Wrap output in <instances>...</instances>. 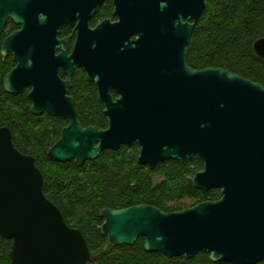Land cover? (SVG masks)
Masks as SVG:
<instances>
[{"label":"water","instance_id":"water-1","mask_svg":"<svg viewBox=\"0 0 264 264\" xmlns=\"http://www.w3.org/2000/svg\"><path fill=\"white\" fill-rule=\"evenodd\" d=\"M102 1L0 0V36L9 20L19 26L1 44L15 63L4 89L16 95L27 88L32 114L67 120L47 151L58 162L83 164L131 143L139 146L137 161L151 169L169 159L202 161L192 184L219 189L218 199L172 212L147 204L103 208L100 230L110 244L143 237L147 252L167 257L205 252L216 262L264 260V87L221 67L188 66L205 0H112L119 22L90 30L87 19ZM64 25L77 30L70 55L63 48L69 39L58 38ZM253 49L264 58V37ZM74 66L95 82L105 128L78 121L68 94ZM42 185L33 156L18 151L10 129L0 126V236L12 241L10 264H84L86 239L65 223Z\"/></svg>","mask_w":264,"mask_h":264},{"label":"trees","instance_id":"trees-1","mask_svg":"<svg viewBox=\"0 0 264 264\" xmlns=\"http://www.w3.org/2000/svg\"><path fill=\"white\" fill-rule=\"evenodd\" d=\"M17 28L11 20L7 22L0 36V50L3 38ZM260 37H264V0H205L187 46V64L192 69L221 67L264 87V58L253 49ZM14 64L10 54L3 56L0 51V126L10 129L18 151L33 156L43 176L44 196L60 210L67 225L83 234L90 249L84 264H233L211 261L205 252L192 258L147 252L143 237L132 245L110 244L100 230L103 219L99 213L103 208L147 204L172 212L216 200L220 190L204 191L193 186L192 177L203 166L198 157L186 163L169 159L151 169L137 161L136 143L105 149L83 164L52 159L47 151L60 137L67 120L46 112L32 114L27 88L16 95L4 89L3 78ZM69 93L76 100L82 126H106L95 90L78 71ZM186 200L192 203L185 205ZM11 243L0 236V264H10ZM106 244L109 248L102 250ZM256 264H264V260Z\"/></svg>","mask_w":264,"mask_h":264},{"label":"flooded vegetation","instance_id":"flooded-vegetation-1","mask_svg":"<svg viewBox=\"0 0 264 264\" xmlns=\"http://www.w3.org/2000/svg\"><path fill=\"white\" fill-rule=\"evenodd\" d=\"M119 20H120L119 16L115 12V6H114L112 0H103L101 2L100 6L98 7V9L87 19V26L90 30H94L100 24H106V25H104V27H109V26H111V24H116L117 22H119ZM58 38H60V39L68 38L69 39L68 44H63V48L67 49V55H70L73 51V46H74V43L77 39V30L75 29V27L70 26V25L62 26V28L60 29V32L58 34ZM137 38H138L137 34H132L129 36V41H130L131 45L134 43V41L137 40ZM133 46H134V44H133ZM58 52H59V50H56V53H58ZM140 53L143 54L142 46L140 48ZM77 71L82 76V78L85 79L91 85V87L95 90V93L97 95V99L100 101L95 82L88 79L86 71L81 66H74V68H73L72 74L70 76V87L68 90V94L70 95L69 91H70L71 87L73 86V78H74L75 73ZM57 72H58L59 77L62 80H65L67 78V75H66L64 68L62 66H59L57 68ZM110 94L112 95V97L114 99L118 96L112 89H110ZM70 96L75 100V98L72 95H70ZM101 104H102V114H103L104 106H103L102 102H101ZM75 107H76V100H75ZM76 112H77V110H76ZM77 118H78V116H77ZM106 125H107V119H106ZM105 127H102V128H105Z\"/></svg>","mask_w":264,"mask_h":264},{"label":"rangeland","instance_id":"rangeland-1","mask_svg":"<svg viewBox=\"0 0 264 264\" xmlns=\"http://www.w3.org/2000/svg\"><path fill=\"white\" fill-rule=\"evenodd\" d=\"M184 203H185V205H190L192 203V201L186 200ZM109 246H110V244L104 245V247L102 248V250H105V249L109 248Z\"/></svg>","mask_w":264,"mask_h":264}]
</instances>
